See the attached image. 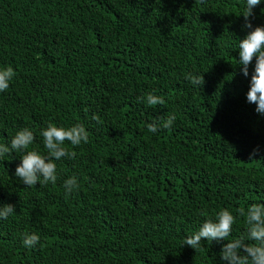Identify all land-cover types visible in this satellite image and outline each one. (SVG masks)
<instances>
[{
	"label": "trees",
	"instance_id": "trees-1",
	"mask_svg": "<svg viewBox=\"0 0 264 264\" xmlns=\"http://www.w3.org/2000/svg\"><path fill=\"white\" fill-rule=\"evenodd\" d=\"M245 4L0 0V68L16 73L0 92V143L35 136L0 158V204L16 206L0 219V264H226L223 244L247 237L237 209L264 203V115L246 100L255 59L248 77L237 64ZM253 13L264 25V0ZM149 93L165 103L147 105ZM170 115V129L148 131ZM49 123H80L89 142L65 141L76 158L55 161L54 184L27 187L15 168L26 151L47 156ZM70 176L79 187L65 196ZM221 209L236 217L228 241L182 246ZM25 233L39 244L26 248Z\"/></svg>",
	"mask_w": 264,
	"mask_h": 264
},
{
	"label": "clouds",
	"instance_id": "clouds-1",
	"mask_svg": "<svg viewBox=\"0 0 264 264\" xmlns=\"http://www.w3.org/2000/svg\"><path fill=\"white\" fill-rule=\"evenodd\" d=\"M203 2V0H201ZM260 4V0H246L244 10L241 15L244 18L243 27L251 29L243 39L238 40V56L237 64L240 73L248 77L249 65L255 59L254 70L251 74L249 90L246 93L248 103L255 104V111L264 115V25L253 27L251 23L254 17L253 9ZM262 10V9H261ZM15 71L11 66L0 68V92L6 91L9 82L15 76ZM185 78L193 85L202 87L204 84L203 75H194L188 73ZM144 102L149 106L163 105L165 100L162 96L152 93L143 98ZM93 119L99 121L98 116ZM175 120L174 115L168 116L167 119L161 121H153L147 125L148 131L157 133L161 129H170ZM43 144L47 150V156L41 155L36 150L26 151V154L20 159V163L15 168L14 175L19 178L27 187H33L40 184L55 183L57 180V171L55 161L66 159H75L77 153L69 151L65 147V141L69 142L73 147H78L82 143L89 142V132L85 127L77 123L70 127L56 126L49 123L46 128L41 130ZM35 139L34 133L23 128L15 133L9 144L0 143V158L5 155H11L12 152H20L29 149ZM254 149L253 151H257ZM249 159H252L250 154ZM63 187L65 196L70 195L75 189H78L79 183L76 176L67 178ZM15 205L0 204V219H7L15 212ZM239 216L245 218L247 225V237H241L228 241L231 235L232 226L236 222V217L227 209H221L215 217V221L211 218L206 219L191 236L184 240L182 246L187 245L192 249L202 247V240L212 241H228L223 244L220 251V259L226 264H264V203H254L247 209H237ZM200 215L208 214L201 211ZM251 241V243H249ZM40 242V237L36 233H25L23 237V245L26 248H34Z\"/></svg>",
	"mask_w": 264,
	"mask_h": 264
}]
</instances>
